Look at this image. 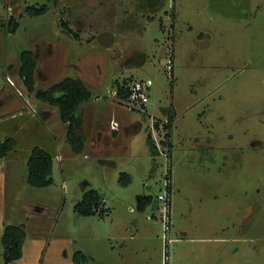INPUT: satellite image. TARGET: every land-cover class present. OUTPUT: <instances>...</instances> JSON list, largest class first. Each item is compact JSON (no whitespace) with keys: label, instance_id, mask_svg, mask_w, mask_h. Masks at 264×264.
Returning a JSON list of instances; mask_svg holds the SVG:
<instances>
[{"label":"rangeland","instance_id":"obj_1","mask_svg":"<svg viewBox=\"0 0 264 264\" xmlns=\"http://www.w3.org/2000/svg\"><path fill=\"white\" fill-rule=\"evenodd\" d=\"M25 50L31 92L17 74ZM66 77L89 92L78 118L94 114L105 134L96 139L92 117L79 118V152L59 107L35 97ZM124 79L151 80L147 111L112 95ZM112 116V130H133L115 137ZM154 130L159 142L171 131V151L150 143ZM6 138L15 145L0 158V264H264V0H0ZM35 147L52 158L47 186L27 182ZM90 188L106 212L79 215ZM159 194H170L168 230ZM11 225L25 238L5 263Z\"/></svg>","mask_w":264,"mask_h":264},{"label":"trees","instance_id":"obj_2","mask_svg":"<svg viewBox=\"0 0 264 264\" xmlns=\"http://www.w3.org/2000/svg\"><path fill=\"white\" fill-rule=\"evenodd\" d=\"M28 14H41L45 11V7L36 8L34 6H27L25 8ZM18 22L13 17L8 20V30L15 31ZM63 26L70 32L71 30L64 23ZM34 71L35 59L31 50H25L20 55V64L17 69V74L22 79V83L26 89L31 92L34 90ZM126 79L121 82L115 81L117 84L118 98H125L128 91L124 88ZM89 92L84 86L83 82L78 78L66 77L59 82L53 83L47 89L37 91L35 97L43 101L59 107L60 117L63 122L67 124V141L74 151L79 152L83 147V140L78 130L80 129V120L77 116V106L80 102L87 99ZM166 130H170L171 122L167 120L164 125ZM169 139V131L166 133ZM15 142L12 138L0 140V158H2L8 151L14 148ZM170 146V142H166ZM52 158L43 149L35 147L31 156L27 161V182L34 187H43L51 184L52 177ZM121 179V177H120ZM102 196L96 189L90 188L86 190L80 200L74 206V211L79 215H91L96 212L103 214L106 209L101 205ZM25 238V233L19 226H8L2 235V243L4 247L3 258L5 263H9L19 259L22 255V244Z\"/></svg>","mask_w":264,"mask_h":264},{"label":"built area","instance_id":"obj_3","mask_svg":"<svg viewBox=\"0 0 264 264\" xmlns=\"http://www.w3.org/2000/svg\"><path fill=\"white\" fill-rule=\"evenodd\" d=\"M167 69H172V61L170 58L167 60ZM8 82L14 86L13 82L8 78ZM150 79H139L137 81H133L130 84L124 85V88L127 89L128 93L125 98H118L124 106L127 107L128 110H145L146 104L148 102V91L151 86ZM18 93L21 92L17 89ZM112 95L117 96V89L112 90ZM118 97V96H117ZM31 111L34 109L33 106L30 105ZM111 129H117L118 123L115 120L110 121ZM159 142L156 144L159 149ZM161 152V150H160ZM59 158V156H57ZM158 200L163 201V206L160 208V211L163 213L165 228L169 229L170 225V198L169 196L159 194Z\"/></svg>","mask_w":264,"mask_h":264},{"label":"crops","instance_id":"obj_4","mask_svg":"<svg viewBox=\"0 0 264 264\" xmlns=\"http://www.w3.org/2000/svg\"><path fill=\"white\" fill-rule=\"evenodd\" d=\"M19 66V65H18ZM17 69H18V67H17ZM116 102V104H119V102L120 101H115ZM146 111H147V107H146ZM145 111V112H146ZM83 116H85V118H86V120H88L87 118L89 117H92V123H91V126H90V131L92 132L93 131V135H94V137L96 138V139H100V137L101 136H105V134H104V132L96 125V121H94L93 120V117H94V114H87V113H84L82 116H79V118H83ZM114 119V117L112 116L111 118H110V120L111 119ZM109 120V121H110ZM166 122H167V120H165ZM120 123H122L121 121H120ZM82 125V124H81ZM87 126L88 125H83V130H85L86 128H87ZM109 128H110V126H109ZM128 129H131V130H133L132 128H131V124H128V125H124L123 126V124H121V129L119 130V131H116V130H112L111 128H110V132H114L115 133V137H117L118 135L121 137V135L122 134H126V130H128ZM96 135V136H95ZM169 142H170V146H167L166 145V142L167 141H165L164 139H160V142H159V140H157V134H156V131L154 130L152 133H150V135L148 136V139H149V141H150V143L155 147V148H157V150L159 151L160 149H158V147H157V142H159V143H161V145H164L165 146V148L167 149V150H169V151H171V146H172V143H171V131H170V133H169ZM156 140V141H155ZM94 145H96V144H94ZM160 152V151H159ZM169 198H170V194H169ZM103 200V199H102ZM104 202V201H103ZM143 203H142V207H143ZM170 208H171V199H170Z\"/></svg>","mask_w":264,"mask_h":264}]
</instances>
